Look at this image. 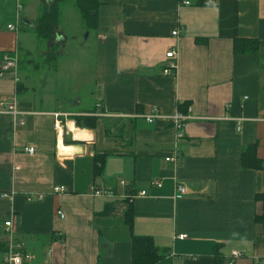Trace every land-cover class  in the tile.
<instances>
[{
  "label": "crops",
  "instance_id": "0c3cea01",
  "mask_svg": "<svg viewBox=\"0 0 264 264\" xmlns=\"http://www.w3.org/2000/svg\"><path fill=\"white\" fill-rule=\"evenodd\" d=\"M54 5V34L40 38ZM6 56L17 68L0 102L19 113H0V264L15 243L28 264H132V234L153 240L157 264H264V0H0V66ZM154 110L188 115L184 138L168 120L148 125ZM247 148L258 169L242 165Z\"/></svg>",
  "mask_w": 264,
  "mask_h": 264
},
{
  "label": "built area",
  "instance_id": "2783aa9c",
  "mask_svg": "<svg viewBox=\"0 0 264 264\" xmlns=\"http://www.w3.org/2000/svg\"><path fill=\"white\" fill-rule=\"evenodd\" d=\"M185 4H189L188 2H186ZM22 7L19 6V10H21ZM9 29L13 30L14 26H9ZM174 36L178 35L177 32L173 33ZM166 58L169 61L167 67L164 70V75L168 76L170 74H172L173 72L176 71L177 69V62H176V54L173 51H170L169 53L166 54ZM17 68V62L14 58L12 57H4L3 59V63L0 66V78L4 77L6 74L10 73L11 71H14ZM0 113H12L14 115L18 114L19 112L17 111L16 105L15 104H10L8 105V108H5V103L0 102ZM101 116L103 117H107L109 115L107 114H102ZM116 117V116H113ZM144 119V121L148 124V125H153L155 124L158 120H168L171 122V125L173 127L174 130H176L177 132V138L179 140L183 139L185 136V123L190 120V117L188 115H182L181 113H174L173 115L170 116H164L162 115L159 111L154 110L152 111L150 114L145 115L144 117H142ZM55 129L58 132V137H59V152H60V139H62V135H63V131L61 130V125L59 122L56 123L55 125ZM241 127H238V130H240ZM63 141V139H62ZM25 152L29 153V154H34L35 149L34 148H25ZM166 161H175L174 157H168L166 158ZM18 168H16L17 170ZM122 185L126 186V183L121 182ZM158 186H160L159 183H157ZM54 193H63L66 191L65 187H59L56 186L53 188ZM93 191V195L97 196V197H104V196H112V193L110 191H106V190H101L98 189L96 187L92 188ZM177 191H178V196L177 198H181L183 195H185L187 193V189L185 186L183 185H177ZM146 192L145 191H141L138 195L142 196L145 195ZM43 196L40 195L39 199H42ZM131 199L134 198L130 197ZM59 214H61L62 217H64V215L62 214V212H59ZM6 227L11 228L12 227V222L11 221H7L5 223ZM11 234V232H10ZM181 238H184V236H181ZM12 257H19L20 259V264H28L30 263V261L33 259V255L25 252L23 250V247L19 244V243H15V244H11L7 251L5 252L4 255V263L5 264H15V261L12 259ZM232 257L234 259L240 258L241 254L239 252H233L232 253Z\"/></svg>",
  "mask_w": 264,
  "mask_h": 264
},
{
  "label": "trees",
  "instance_id": "16d2710c",
  "mask_svg": "<svg viewBox=\"0 0 264 264\" xmlns=\"http://www.w3.org/2000/svg\"><path fill=\"white\" fill-rule=\"evenodd\" d=\"M57 6L54 5L48 11H46L41 17L40 24L37 28V33L40 38H51L54 34V29L57 25ZM89 16L92 13H87ZM96 25H89V27H95ZM75 122L78 127L92 129L95 127V119L90 117H75ZM66 144H71V142H66ZM103 156L95 157V175H99L103 164ZM242 165L247 168L258 169L259 165L257 160L253 155L252 148H247L242 154ZM264 203V195H259L257 197ZM127 225L132 229L133 228V219L134 215L132 208L128 207V210L125 215ZM256 220L264 224V213L261 217H257ZM165 256L163 253H160L155 247L153 240L150 237H139L132 234V264H157ZM213 264H225L224 260L219 256L215 259Z\"/></svg>",
  "mask_w": 264,
  "mask_h": 264
},
{
  "label": "clouds",
  "instance_id": "9594fccd",
  "mask_svg": "<svg viewBox=\"0 0 264 264\" xmlns=\"http://www.w3.org/2000/svg\"><path fill=\"white\" fill-rule=\"evenodd\" d=\"M68 127H69L70 130L77 132V134L74 136L75 140L87 141V142H90L92 140V135L90 134V132H88L87 130H79V131H77L75 129L74 122H69ZM61 151L63 153H67V154L71 155V154H73L76 151V149L71 147V146L64 147L63 145H61ZM12 259L15 261V264H20L19 257H12Z\"/></svg>",
  "mask_w": 264,
  "mask_h": 264
},
{
  "label": "rangeland",
  "instance_id": "374dc122",
  "mask_svg": "<svg viewBox=\"0 0 264 264\" xmlns=\"http://www.w3.org/2000/svg\"><path fill=\"white\" fill-rule=\"evenodd\" d=\"M72 26H74V25H72ZM63 27H64V30H68V28H69V30H70V25H63ZM66 27H67V29H66ZM52 38V37H51ZM50 38V39H51ZM77 46V44H73L71 47H69V48H67L66 50H65V55H66V57H67V60H70V61H73V65L74 64H79V62H80V60H79V56H80V50H79V47L77 46V50H76V54H74L73 52H72V50L73 49H75V47ZM45 48V46L44 45H40L39 46V50H43ZM34 59L36 60V64H44V63H46V62H44V61H42V60H39L38 58H37V56H35L34 57ZM74 82V81H73Z\"/></svg>",
  "mask_w": 264,
  "mask_h": 264
},
{
  "label": "bare ground",
  "instance_id": "6f19581e",
  "mask_svg": "<svg viewBox=\"0 0 264 264\" xmlns=\"http://www.w3.org/2000/svg\"><path fill=\"white\" fill-rule=\"evenodd\" d=\"M76 129V128H75ZM77 131H79L78 129H76ZM77 134V132L76 131H74V135H76ZM63 142V141H62ZM73 148H75V147H73Z\"/></svg>",
  "mask_w": 264,
  "mask_h": 264
}]
</instances>
